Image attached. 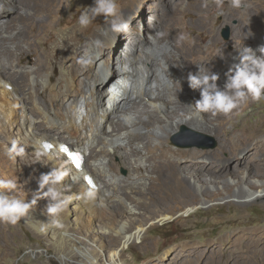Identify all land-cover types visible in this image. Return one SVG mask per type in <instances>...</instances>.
I'll return each mask as SVG.
<instances>
[{
  "label": "bare ground",
  "instance_id": "6f19581e",
  "mask_svg": "<svg viewBox=\"0 0 264 264\" xmlns=\"http://www.w3.org/2000/svg\"><path fill=\"white\" fill-rule=\"evenodd\" d=\"M1 1L0 21L6 24L8 32L3 36L4 42L0 44V80L3 75H11L9 71L13 70L12 75L16 81L14 85L10 84L12 86L10 92L6 91L3 94L0 90V116L3 121L12 120L15 119L14 110L17 105L24 109L33 105L37 111H34L32 116L26 115L24 123L36 132L41 126L56 128L67 141L73 143L76 151L85 154L82 170L87 169L88 165L102 187H98L95 180L96 189H89V186L81 183L77 176L72 177V180L74 185L80 181L77 184L79 192L85 190L94 192L92 200L78 199V203L83 206L81 210L84 213L97 217L96 223L101 229L105 232L111 230L107 234L111 238L112 246V249L108 250L107 257L110 264H124L121 262L122 254L120 255L118 248L122 244L125 246L131 241L143 238L145 230L143 224L130 228L131 226L128 227L125 223L114 225L116 221L113 224L111 221H108L109 223L106 222L107 220L103 221L102 217L100 220L98 217L105 211V205L112 207L119 205L123 214L132 216L139 211H148L146 199L152 196L156 198L157 206L156 210L151 212L158 213V219L164 221L169 218L162 209L166 201L173 202L179 196H187L185 179H188L186 177L188 174H185L184 180L177 181V185L171 188L168 195L159 191L166 187L163 177L174 176L180 167L188 169L191 166H201L200 172L205 174L208 182L205 181L206 184H203V181L198 179L199 176L198 178L194 176L195 173L192 179L195 180L193 185H196L197 191H202V196H207V189L204 188H208V185L220 184L217 178L224 179L225 176L230 179L237 178L234 173L236 168L248 162V159H238L237 155L239 150L251 140L250 138L245 136L240 141V137L232 138L231 155L229 154L226 159L221 157V152L225 150V143H222L218 150L206 154L204 160L208 164L203 166L200 159L204 154L196 150L184 153L186 160H189L188 165H178L179 156L184 155L169 147L163 137L168 138L183 124L202 131H213L216 134L219 132L212 124L208 129L203 126L207 120L204 121L199 115L200 111L193 106L195 100L199 98V91L192 90L188 86L186 77L189 72L198 71L197 64H199L204 71L210 69L218 73L220 78L217 83L222 87L229 68L234 65L233 61L239 62L241 48L251 47L256 51L257 56L261 55L257 46L259 44L263 46L261 44L264 38L263 0H241L243 8L233 7L232 0H187V4H184V0H155L154 3L138 0L137 7L141 15L128 20L130 29L125 33H116L111 30L110 22L102 24L96 19L87 27H81L79 22H76L80 10L71 9V12H67L65 0H17L24 13L14 17L3 16ZM134 6V0L121 2L120 12L124 19L132 13ZM71 24L72 27L59 42V27ZM139 24L143 25L144 31L150 36L147 42L136 36ZM224 26L231 28V37L227 43H224L220 37ZM187 35H191V40H185ZM181 36L184 39H180ZM50 42L55 43L54 47H51ZM37 45L40 50H37ZM85 53L92 58L91 64L86 68L79 62ZM15 57L18 61L17 66L11 61ZM29 62H32L33 68L25 67L18 70L21 64ZM56 70L59 76L53 78L52 74ZM31 75L34 77L30 78ZM41 82L48 86V91L45 97L43 95L40 98L38 86ZM82 101L86 115L78 119L76 110ZM141 104H144V107H140ZM169 108L175 110L171 112ZM183 111L191 112L189 115L191 118H181V114L182 117L185 115ZM154 112L163 117V124L159 125ZM171 113H174L175 117L171 116ZM130 114L136 116L139 121L134 127L141 128L140 131L147 132L146 135L140 137L127 124L113 121L116 115L123 117ZM144 115L148 117L145 122L139 118ZM153 122L157 126L152 125ZM107 128H112L111 134H108ZM41 133H49V131L43 130ZM31 136L35 139V135ZM100 139H104L110 149L118 147L119 143L120 146L126 143L125 148L129 147L130 151L129 154L126 153L127 157L135 158L133 161L130 160L134 165L132 181L129 183L122 181L117 184L112 180V177L116 176L111 171L112 159H108V151L103 150L105 147L100 150L92 148L95 142H98V146L103 142L102 140L100 142ZM150 139L158 143L152 145ZM42 141L44 140L41 138L31 141V148L34 151L41 149ZM135 142L136 146L133 148ZM60 145L62 144L57 143L58 148ZM263 150L264 141L256 142L250 149V153L255 155V160H258L259 164L256 168L252 167V175H256L253 176L256 177L255 180L253 178L252 180L257 182L250 184V181L245 180V183H248L245 185L248 187L258 182L259 185H264V158L260 156ZM142 151L146 156L144 160L140 156ZM62 159L63 157L57 154L55 163L67 166L66 159ZM233 159H237V163L234 164ZM144 163H148L149 168L145 167ZM49 165L52 167L51 163ZM66 170L69 171L67 168ZM83 171L81 174L84 176ZM72 172L79 174L74 169ZM144 172L154 175L151 176L148 184L145 178L139 177V174ZM70 176L67 179H70ZM246 176L249 174L247 173ZM211 179L214 183H210ZM155 182L160 184L159 188L151 186ZM253 190L242 187L238 192L239 198L245 199L246 202L258 199L262 195L260 189ZM97 201L99 203L101 201L104 205L98 206ZM81 210L79 215L83 213ZM60 221L62 227L49 225L44 230L52 238V244L62 261L65 262L77 252L80 263L98 264L104 252L103 243L93 240L97 236L92 235L94 237L87 239L83 238L84 235L81 238L63 224V218ZM116 240L120 241L117 247L114 245ZM171 256L173 254L167 253V257Z\"/></svg>",
  "mask_w": 264,
  "mask_h": 264
},
{
  "label": "rangeland",
  "instance_id": "374dc122",
  "mask_svg": "<svg viewBox=\"0 0 264 264\" xmlns=\"http://www.w3.org/2000/svg\"><path fill=\"white\" fill-rule=\"evenodd\" d=\"M65 1L67 2L65 10L68 9L67 12H71V9H73V11L80 10L79 16L81 11H83V8L90 7L94 3V0ZM122 1L123 0H117L120 9ZM137 1L138 0H134V9L132 10V13L126 17L127 20L141 15V12L137 7ZM141 1L154 3L157 0ZM187 2V0H184V4H187ZM1 4L4 9V17H14L18 16V14L24 13L21 11V6L17 0H2ZM134 13H136V16ZM79 16L76 22H78ZM96 20L100 21L102 24L109 22V20H106L102 15L98 16ZM5 25L6 24H3L2 21H0V44L1 42H4L3 36H6V33L8 32ZM71 27L72 24L69 26L59 27V42ZM138 27L136 36L143 42H147L150 36L146 31H144L145 29H143L142 24H139ZM226 30L228 32L227 38L224 36ZM221 32V40L224 43H227L231 37V28L229 26H224ZM143 36L145 37L143 38ZM185 40H191V35ZM261 41V44L264 46V38ZM50 45L51 47H54L55 43L50 42ZM259 46L260 44L257 48H259ZM39 48L40 47L37 45V50H40ZM109 49H111V47ZM11 61L17 66L18 61L16 57ZM235 63H237L236 60L233 61V64ZM25 67L28 69L33 68L32 62L24 65L21 64L18 67V70H20L19 68ZM9 73L11 75H3L1 78L2 81L0 80V90H2L3 94L6 91L10 92L12 90V86H10V84L14 85V82L16 81V78L12 75L13 70L9 71ZM52 76H54L53 78H58V71L56 70ZM33 77L34 75H31L30 78ZM47 87L48 86L44 85L42 82L38 86L40 98L43 95V97L46 96L48 91ZM14 101H16V99H14ZM142 106L144 107V104H141L140 107ZM16 108L14 110L15 119L3 121L2 116H0V179L10 178L17 180L18 191L16 192V195L19 198L31 201L33 196L37 195L38 177L42 173H47L51 170L49 164H44L48 162L47 159L43 156L38 157L37 153L31 148V141L36 138L53 142L56 147L51 153L55 156L58 154L63 157V159H66L65 162L67 166H64L69 169V171H67L71 175H69L71 180L73 179L72 177L77 176L81 183L84 184L85 175H91L94 179L96 178L88 165L87 169L85 168L84 171L82 170L85 173L84 176L81 174L82 171L77 172L79 174L72 172L73 163L68 157L64 156V154L60 151V148L57 147V143L69 146L73 149V151H76V148L73 146V143L71 141L69 142V140L67 141L65 137L56 130V128L52 129L46 126H41L37 130L38 132H36L33 128L24 123L25 116H32L33 112L37 111L35 110L36 107L31 105L30 107H25L24 109L22 106L17 105ZM23 109L25 111H23ZM170 110L173 112L175 109ZM157 112H154V115L158 118L159 125H161L163 124V117ZM183 113L185 115L182 117L181 114V118H191L189 116L191 115V112L183 111ZM199 113L204 121L205 119L207 120V122H204L203 120L201 121V123L204 122L203 126L205 128L208 129L212 124L219 132L216 134L213 131H202L183 124L168 138L163 137V139L165 138L167 140V145H169V147L184 155L179 156L180 162H178V165H188L189 160H186V155L184 153L196 150L204 154L200 159V161L203 162L201 165L207 166L206 164H208V162L204 160V157L207 156L206 154L218 150L222 143H225V150L221 152V157L226 159L231 155L232 138L240 137V141L245 136V138H250L251 140H249L243 148L239 150L237 158L248 159V162L243 166H238L236 168V172L234 173L237 178L234 177L235 179H230L226 178V176L224 179L217 178L220 184L215 183L210 186L208 185V188L206 186V188L202 187L207 189V196H202V191L198 192L195 187L196 185H193L195 180L192 179V175L194 173V176H197L196 178L199 176L198 179L203 181V184L208 182V178H205V174L200 172L201 166H191L188 169L180 167L177 174L174 176L163 177V182L166 187L164 190L159 191L168 195L171 188H175L177 185V181L179 179L184 180L185 174H188L186 175L188 179H185V185L188 189L187 196H179L176 201L173 202L166 201L162 209L164 211L163 213L168 214L169 218L164 221L158 219V213L151 212L155 211L157 206L156 198L152 196H148L146 199L148 211H139L138 214L132 216L123 214V210L119 205L113 207L105 205V211L100 213L98 217L99 219L102 217L101 219L103 221H111L113 224L116 221L114 225H118L120 222L125 223L128 227L131 226L130 228L143 224V228L145 230L143 238L131 241L125 246L123 244L120 245V241L117 240L114 243L116 247L120 245L118 251L120 255L122 254L121 262L124 264H264V185L262 186V184H260L262 186L261 187L259 185L260 182L257 184L255 183L254 186L249 185L248 187L245 185H248L247 182L249 181L251 182L250 184L257 182L254 181L256 177L253 178V176L256 175H252V167L256 168V165L259 163L258 160H255V155L252 154V152L250 153V149L254 147L256 142L264 141V99L254 101L251 97H249L227 115H212L204 112ZM173 114L171 113V116H174ZM124 116L122 117L116 115L114 118L115 120L113 119V121H120L123 122V124H127L132 128L133 132L137 133L140 137L147 134V132L142 133L140 131L141 128L134 127L135 125H138L139 122L136 116L132 114H130V116ZM139 118H142L144 122L145 120H148L147 115L141 117L139 116ZM152 125L157 126L154 122ZM147 128H151V126H147ZM43 130H48L49 133H41ZM107 131L108 134H111L112 128H107ZM184 131H188L190 133L187 136H184L182 135ZM31 135H35V139ZM13 140L18 141V146L25 148L26 154L24 156L13 159L12 156L9 155V150ZM104 141V139H100V142L103 144L101 143L98 146V142H95L93 144L94 147L92 146V148L100 150L105 147L103 150L108 151V159L113 160H111V169L113 167L111 171H113L112 173L116 177L113 176L114 178L112 177V180L116 181L117 184H120L122 181H128L129 183V181H132L134 177V165H132L130 160L133 161L135 159L134 156H129L131 159L127 157L130 153L129 147L125 148L126 143H123L121 146L119 143V149L116 146L115 148L113 147V149H110ZM150 142L152 145H156L158 143L154 139H150ZM135 146L136 142L134 143L133 148ZM108 148L109 150H107ZM120 148H125V152ZM126 153L128 154L126 155ZM262 154L260 156L264 158V150L262 151ZM140 156L143 160L146 158L143 151ZM183 157H185V159ZM37 159H40L43 162L36 161ZM237 161V159H233L234 164L235 162L237 163ZM144 166L149 168L148 163H144ZM247 173L249 176H246ZM151 176L154 175H149L146 172H144V174H139V177L145 178L147 184L150 182ZM67 178L63 182L66 193L73 195L76 194V192L78 193L79 190L77 189V184L80 183V181L74 185L73 180L71 182V180ZM252 178L254 180H252ZM198 179L197 181H199ZM187 180L190 182H187ZM245 180L247 181L246 183ZM95 181L98 187L101 188L102 186H100L98 180L95 179ZM212 182L213 180L211 179L210 183ZM152 185L158 186V188L160 186V184L156 182L151 184V186ZM242 187L251 190L254 189L253 191L260 189V191H262V195L258 199L256 198L255 200L245 202V199L239 198L238 195V192ZM90 200H92V198ZM78 202L79 200L75 199L73 203L69 205V208L61 215L60 219L63 218V224L67 225L69 229L74 232V234L76 233L75 235H78L81 238L85 235L83 238L90 239L94 237L92 235H96L97 238L95 237L93 240L96 239V242L99 241L100 243L101 241V243H103L104 252L101 254L102 256L99 258L98 264H110L107 257L108 250L112 249V246L110 245L111 238L108 237L107 234H109L111 230L105 232L101 229L98 223H96L97 217L93 215L90 216L86 211V213H84V211L81 210L83 206ZM48 203L49 201L47 198L39 199L35 207L30 211L29 215L22 218L16 224L0 222V264H82L79 262V255L77 252H74L76 255L70 256L69 259L65 260V262L58 256L56 248L52 244V238L49 236L48 232L44 230L46 226L43 222H47L48 219L46 215V207ZM97 203L98 206L101 207L104 205L101 204V201L100 203L97 201ZM80 210L83 212L81 213L82 215H79ZM68 212L70 214H68ZM75 213H77V215ZM90 217L93 220L90 219ZM39 222H41L42 225L38 224ZM38 226L41 230H39ZM98 238L99 240H97ZM167 253L173 254V256L167 257Z\"/></svg>",
  "mask_w": 264,
  "mask_h": 264
},
{
  "label": "clouds",
  "instance_id": "9594fccd",
  "mask_svg": "<svg viewBox=\"0 0 264 264\" xmlns=\"http://www.w3.org/2000/svg\"><path fill=\"white\" fill-rule=\"evenodd\" d=\"M204 6L206 7L207 4L205 3ZM232 6L237 8L241 7V0H232ZM101 15L106 20H109L112 31L116 33H125L129 30L130 21L124 19L122 16L117 0H94L93 6L83 8L78 22L81 27H87ZM180 39H184V37L181 36ZM258 51L261 53L259 56L256 55V51L251 47L241 48L239 51V62L229 68L226 74L227 79L222 87L217 83L220 78L218 73L210 69L204 71L201 66L197 64L198 71L195 73L189 72L186 77L188 86L192 90L199 91V98L195 100L193 106L200 112L210 113L212 115H227L249 97L254 101L264 99V46H260ZM79 62L82 67L86 68L91 64L92 58L89 54L85 53V55L80 58ZM85 115V107L82 101L76 110V116L78 119H81ZM42 142L48 141L45 140ZM48 143H50L54 149L55 145L51 141ZM51 145L47 147L50 148ZM51 150L46 151L42 147L39 150L35 149L38 157L43 156L47 159L48 162L44 164L51 163L52 167L49 172L42 173L38 177L37 195L33 196L31 201H26L16 195L18 191L17 180L10 178L0 179V222L16 224L22 218L29 215L39 199L47 198L49 201L46 207L48 219L47 222H43V224L45 226L50 225L59 228L63 226L60 221L61 215L69 208V205H71L75 199L87 201L94 197V192L91 190L78 192L74 195L66 194L63 182L69 176V172L64 166L55 163V157L51 153ZM70 151L74 153L72 148ZM76 152L82 154L84 160L86 159L82 151ZM25 154V148L18 146V141L13 140L9 155L14 159L16 157H22ZM36 161L43 162L40 159ZM71 162L73 163V161ZM73 169L75 172L82 171H76L74 166ZM92 178L94 179V177Z\"/></svg>",
  "mask_w": 264,
  "mask_h": 264
},
{
  "label": "water",
  "instance_id": "95a60500",
  "mask_svg": "<svg viewBox=\"0 0 264 264\" xmlns=\"http://www.w3.org/2000/svg\"><path fill=\"white\" fill-rule=\"evenodd\" d=\"M225 38H227L228 37V32H227V30H226V32H225ZM190 132H188V131H184L183 133H182V135H184V136H187L188 134H189ZM203 147H205V146H203ZM212 147V146H211Z\"/></svg>",
  "mask_w": 264,
  "mask_h": 264
},
{
  "label": "trees",
  "instance_id": "16d2710c",
  "mask_svg": "<svg viewBox=\"0 0 264 264\" xmlns=\"http://www.w3.org/2000/svg\"><path fill=\"white\" fill-rule=\"evenodd\" d=\"M46 141H48L49 142V140H46ZM66 147H68L70 150H71V148L69 147V146H66ZM93 177V176H92Z\"/></svg>",
  "mask_w": 264,
  "mask_h": 264
},
{
  "label": "snow or ice",
  "instance_id": "6c2138e0",
  "mask_svg": "<svg viewBox=\"0 0 264 264\" xmlns=\"http://www.w3.org/2000/svg\"><path fill=\"white\" fill-rule=\"evenodd\" d=\"M47 146H50V145H47Z\"/></svg>",
  "mask_w": 264,
  "mask_h": 264
}]
</instances>
